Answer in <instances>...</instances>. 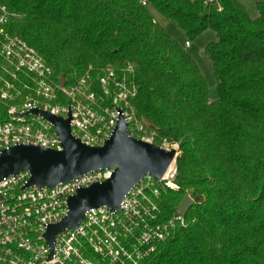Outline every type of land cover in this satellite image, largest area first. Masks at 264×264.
I'll return each mask as SVG.
<instances>
[{
	"label": "trees",
	"instance_id": "1",
	"mask_svg": "<svg viewBox=\"0 0 264 264\" xmlns=\"http://www.w3.org/2000/svg\"><path fill=\"white\" fill-rule=\"evenodd\" d=\"M256 10L252 17L240 0H0L5 30L37 50L55 80L71 84L89 72L96 82L107 66L121 77L132 65L138 119L179 145L178 189L160 196V220L185 195L194 204L144 264H264V0ZM155 14L188 41L214 31L203 52L218 98ZM21 75L17 101L31 94ZM5 80L0 59V92ZM14 101L0 97L1 121Z\"/></svg>",
	"mask_w": 264,
	"mask_h": 264
},
{
	"label": "built area",
	"instance_id": "2",
	"mask_svg": "<svg viewBox=\"0 0 264 264\" xmlns=\"http://www.w3.org/2000/svg\"><path fill=\"white\" fill-rule=\"evenodd\" d=\"M138 1L149 4V0ZM4 21L5 15H0V54L7 59L5 69L11 80L3 81L0 97L16 100L19 91L14 81L20 73L29 77L31 82L25 85L35 90V96L29 94L20 107L6 109V120H0V154L22 143L62 149L55 127L42 115L28 112L37 108L64 118L70 111L73 135L90 145L103 144L121 115L130 136L150 131L137 119L130 102L136 94L130 78L132 65L121 77L114 67H105L96 78L97 90L89 72L75 83L61 86L37 50L9 34L2 26ZM185 45L190 46L188 41ZM168 171L162 178L152 174L143 177L117 210L107 205L88 209L77 228L56 234L52 249L44 234L50 224L67 215L69 196L110 178L113 168L88 171L53 189L27 185L31 176L27 170L0 179V264H144L159 242L186 224V216L177 210L170 218L160 220V196L169 189H178Z\"/></svg>",
	"mask_w": 264,
	"mask_h": 264
},
{
	"label": "water",
	"instance_id": "3",
	"mask_svg": "<svg viewBox=\"0 0 264 264\" xmlns=\"http://www.w3.org/2000/svg\"><path fill=\"white\" fill-rule=\"evenodd\" d=\"M59 80L64 86V78L61 76ZM28 112L42 115L55 127L62 149L30 143L7 147L0 154V179L27 170L31 174L27 185L53 189L57 184L70 182L88 171L111 168L114 171L110 178L92 183L69 196L67 215L50 224L44 234L51 249L56 234L77 228L88 209L107 205L113 211L117 210L135 184L148 174L162 178L178 156L176 148L166 149L130 136L122 115L111 136L97 146L83 143L73 135L70 111L67 118L41 108ZM180 201L177 212L185 216L194 200L185 195Z\"/></svg>",
	"mask_w": 264,
	"mask_h": 264
},
{
	"label": "rangeland",
	"instance_id": "4",
	"mask_svg": "<svg viewBox=\"0 0 264 264\" xmlns=\"http://www.w3.org/2000/svg\"><path fill=\"white\" fill-rule=\"evenodd\" d=\"M240 1L244 5V7L246 8L247 12H249V14L252 17H256L258 15V12L256 10V2L257 1H262V0H240ZM155 15H157L158 19H160L161 21L164 22L166 28L173 34V36H175L177 38V40L182 45H184V47L186 48L187 52L192 55L194 60H196L198 66H199V68L201 70V73L205 77L206 82L208 84L209 98L211 100H214V99L218 98L219 91L217 89V79H216V75H214V72H213L212 62L209 59L208 55L204 54V52H203L205 47H206V44L208 42L212 41V40H215L216 37H215L214 31L209 29V30L205 31V33L200 34L197 38L190 39V41H188L186 36H185V34H184V32H183V30L179 29L176 26L175 23H172L170 21L165 20L159 14H155ZM4 23H5V21L3 22V24ZM2 26L5 29L4 25H2ZM6 40H7V37L4 39V41H6ZM186 41L189 42L190 46L187 47L185 45ZM1 54H3V53H1ZM1 54H0V59L2 60V66L5 69V67L7 65V59L5 57L4 58L1 57ZM39 56H40V54H39ZM21 74L22 73H20L18 75L19 79H21V76H22ZM59 78H60V76L57 78V80H59ZM29 82H31L30 79H29L28 83ZM34 87H36L35 82H34V85H33V89H34ZM94 89H96V90L98 89L96 82L94 84ZM33 93H34V96H35V90L33 92V90L31 89L30 96H33ZM34 98H36V97H34ZM26 99L27 98H25L24 100H21V101L15 100L11 104H8L7 108L11 107V106L20 107L22 102H24ZM136 116H137V114H136ZM137 119H138V117H137ZM133 137L141 139V140H145V141L148 140V141L153 142V143L157 144L158 146L164 147L166 149L176 148L177 149V154L179 155V145L178 144L170 145V143L167 142L166 139H163V138H160V137L158 138L157 133L154 134V133H152V132H150L148 130L146 131V133H141V134H138V133L134 132L133 133ZM155 141H157V143ZM176 159H175V161L171 164V166L168 169L169 170L168 171V176H169V179L172 182H174V179H175L176 174H177Z\"/></svg>",
	"mask_w": 264,
	"mask_h": 264
},
{
	"label": "crops",
	"instance_id": "5",
	"mask_svg": "<svg viewBox=\"0 0 264 264\" xmlns=\"http://www.w3.org/2000/svg\"><path fill=\"white\" fill-rule=\"evenodd\" d=\"M209 30V29H208ZM205 31H207V30H205ZM205 33V32H204Z\"/></svg>",
	"mask_w": 264,
	"mask_h": 264
}]
</instances>
